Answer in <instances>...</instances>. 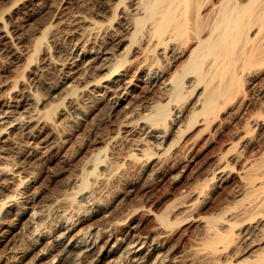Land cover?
I'll return each mask as SVG.
<instances>
[{"label":"bare ground","instance_id":"1","mask_svg":"<svg viewBox=\"0 0 264 264\" xmlns=\"http://www.w3.org/2000/svg\"><path fill=\"white\" fill-rule=\"evenodd\" d=\"M9 1L0 4V264H264V150H246L252 128L264 134V0H68L76 8L65 12V0ZM43 11L46 21L35 17ZM20 14L40 21L27 42ZM104 109L117 130L72 164L64 144L84 123L93 131ZM213 137L221 144L191 167ZM40 162L63 164L57 189H43ZM125 164L143 183L169 176L179 195L164 187L156 210L153 188L132 179L105 202ZM223 186L232 203L201 214L202 245L181 248L185 216ZM142 187L149 203L116 214Z\"/></svg>","mask_w":264,"mask_h":264},{"label":"rangeland","instance_id":"2","mask_svg":"<svg viewBox=\"0 0 264 264\" xmlns=\"http://www.w3.org/2000/svg\"><path fill=\"white\" fill-rule=\"evenodd\" d=\"M7 1H8V2H7ZM7 1H6V0H4V1H3V0H0V4H2V5L5 4V5H6V4H8V3L10 2L9 0H7ZM53 1H54V2H56V1L59 2V1H61V0H56V1L53 0ZM53 1H51V3H52ZM66 1H67V2H66ZM3 2H4V3H3ZM54 2H53V4H54ZM57 2H56V3H57ZM64 2H65V3H64L65 6L62 4L63 8H66V7H67V9H62V10H64V12H65V11H70V10L76 8V4H75V3L72 2V3H73V4H72V3L68 2V0H65ZM41 3H44V2H41ZM41 3H40V4H41ZM45 3L48 4L47 2H45ZM56 3H55L54 5L52 4V5H53V8H56V6H58L60 2H59L58 4H56ZM40 4H38V6H39ZM74 4H75V6H74ZM41 5L43 6V5H45V4H41ZM41 5H40V6H41ZM55 5H56V6H55ZM66 5H67V6H66ZM62 6H61V8H62ZM43 7H44V6H43ZM69 7H71V8H69ZM72 7H74V8H72ZM83 8L86 9V7H83ZM48 12H50V11H48ZM37 14H38V13H37ZM21 15H22V14H20V15L18 16L19 19H18V18H17V19H18L19 21L22 20V19L25 20V17H24V16H22L23 18H22V17L20 18ZM41 15H43V17L40 16V13H39L38 15H36L35 17H36V18L41 17V20H40V18H39L40 21H44V20L46 21L47 17H48V19H49L51 13H49V16H48V13L45 14V11H43V13H41ZM44 15H46V16H44ZM38 16H39V17H38ZM36 18L34 19V21L31 20V22H30V21L28 22L27 20H26V21H23V20H22V22H21V21L19 22L17 19H16V21L14 22V23H16V25H17V24H18V25L20 24V29H19L18 25H17V29L19 30L20 35L23 36V37L25 38V40L27 39L26 42L32 37V34H33V32H32L33 29H32V28H33V26H34V24H35L34 22L38 23L37 21H39V20H37ZM42 18H44V19L42 20ZM45 18H46V19H45ZM40 21H39V22H40ZM23 22H25V23H23ZM22 23H23L24 25H23ZM26 23H27V24H26ZM30 24H31V25H30ZM25 25H26V26H25ZM69 25H70V24H69ZM69 25H68V26H69ZM72 25L74 26L75 24H72V23H71L70 27H72ZM23 26H24V28H25L27 31L24 30ZM30 26H31V27H30ZM29 27H30L31 29H30ZM22 31H24V32H22ZM33 31H34V30H33ZM27 32H28V33H27ZM25 33H27V35H26ZM29 33H30V34H29ZM31 33H32V34H31ZM23 34H24V35H23ZM26 36H27V37H26ZM30 36H31V37H30ZM24 38H23V39H24ZM28 38H29V39H28ZM55 74H56V73H55ZM254 106H255V105H254ZM255 107H256V108H255ZM255 107H254V108L252 107L253 110H250V111H251V112H250V115H253V117H259V115H260V114H259V113H260V110H259V108H258L259 106H258V103H257V102H256V106H255ZM256 111H257V112H256ZM258 111H259V112H258ZM106 113H107V114H106ZM102 114H103V116L101 115V118H100V119H102V120H99V119L96 120L98 123L95 121V125H94L95 127H94V130H93V131H90V130H89V129H90V125L87 126V125H85V123H84V124H82V125L80 126V127H82V128H80L78 131L74 132V134L72 135V138H71L70 141H71V143H73L72 145H75L76 147L74 146V148H72L73 146H72V145H71V146L69 145V144H71L70 141H69L67 144H64V145H66V147L63 145V146H64V149L67 150L68 154H69L71 157L74 156V155L77 156L76 158H75V156H74L72 159L70 158V159H71V163L73 162L72 164H76V162L78 163V161H80V160L82 159L81 157H84V155L87 153V148H88V147L90 148V147L92 146V144H94V142L96 141L95 139L98 138V135H99L100 132L103 131V132L100 133V135H99V136H102V135H104V133H105V134H111V133H113L114 130H117V129H116V126L114 125V124H116V123H113V124H112V122L117 121V117H115L116 115L109 114L108 109H104V110L102 111ZM256 114H257V116H255ZM105 116L107 117V119H106ZM239 116H240L241 118H240ZM246 116H247V115H245V116L242 115V116H241V115L239 114V115L233 120V122L231 121L230 123L225 124L224 127H222V129H221V130H222L221 132H222V135H223L222 138H223V139H228V141H229L230 138H231L232 135H233L232 132H231L230 130L233 131V130L235 129L236 126L242 125V124H243V121H245V119H246ZM102 117H103V118H102ZM104 118H105V119H104ZM108 118H109V119H108ZM239 118H240V120H238ZM242 119H243V120H242ZM103 120H104V121H103ZM106 120H107V121H106ZM241 120H242V121H241ZM102 122H104V123H102ZM110 122H111V123H110ZM99 124H100V125H99ZM102 124H103V125H102ZM109 125H110V126H109ZM113 125H114V126H113ZM97 126H98V127H97ZM103 126H104V127H103ZM228 126H229V127H228ZM230 126H231V127H230ZM263 126H264V125H263ZM106 127H107V128H106ZM225 127H226V128H225ZM101 128H102V129H101ZM114 128H115V129H114ZM223 128H224V129H223ZM227 128H228V129H227ZM231 128H232V129H231ZM113 129H114V130H113ZM83 130H84L85 132H84ZM95 130H96V131H95ZM98 130H99V131H98ZM253 130L256 131V132H254ZM106 131H108V133H107ZM226 131H227V132H226ZM258 131H259L258 128H257V129L252 128L251 131L249 132V136H248V139H252L251 142L254 141V142L252 143V144H254V146H253L251 143H248V144H250V146H249L248 144H247L248 147L246 146V150L249 149V150L247 151V153L249 152V153H248L249 155H252V153H253L252 156H258L257 153L260 154V152H261L262 150H264V140H263V139H264V136H263L264 134H263V133L261 134L260 131H259V133H257ZM78 132H79V133H78ZM80 132L83 133V134L80 135ZM110 132H111V133H110ZM114 132H115V131H114ZM229 132H230L231 134H230ZM97 133H98V134H97ZM204 133H205V134H204ZM204 133H203L204 136L202 137V140H203V141L205 140V138H206L207 136H209V135H208V132L204 131ZM228 133H229V135H228ZM88 134H90V136H89ZM206 134H207V135H206ZM250 134H251V135H250ZM76 135H77V136H82L83 138L80 137V138H79L80 140H79L78 137H76ZM83 135H84V136H83ZM86 135H87V136H86ZM95 136H97V137H95ZM226 136H227V137H226ZM73 137H74V138H73ZM88 137H89V138H88ZM90 137H92V138H90ZM258 138H260V139H258ZM82 139H83V140H82ZM120 139H121V138H120ZM120 139H118L119 141H116V144H117V146H118L119 148H117L115 151L118 152L117 154H119V155H120V154H121V155H124V154L128 151V150H127V149H128V147H127L128 142H126L125 140H122V139L120 140ZM211 139H212V140H211ZM211 139H210L209 141L207 140V142H209V143H208L209 145H208V147H207L206 150H204L200 155H198V158H197V153H196L197 150L194 151V154H192V155H194V158H195V157H196V158H195V161L192 163L191 167L193 166V168L196 167L195 169H197V166H198L199 162L203 161L204 156L206 155V153H207L208 151H210L211 149H213V148L216 149L217 146H219V143L221 144V142H220L219 140L215 139L214 137L211 138ZM254 139H255L256 141H255ZM257 139H258V140H257ZM76 140H77V142H76ZM91 140H92V141H91ZM259 140H260V141H259ZM72 141H73V142H72ZM82 141H83V142H82ZM89 141H90V142H89ZM124 141H125V142H124ZM92 142H93V143H92ZM119 142H120V143H119ZM260 142H261V143H260ZM75 143H76L77 145H76ZM80 143H81V144H80ZM123 143H124V145H125V148H127V149H122V148H124ZM125 143H127V144H125ZM214 143H215V145H214ZM256 143H257V144H256ZM79 144H80V145H79ZM82 144H83L84 146H83ZM119 144H120V145H119ZM121 144H122V145H121ZM258 144H259V145H258ZM260 144H261V145H260ZM81 145H82V146H81ZM87 145H88V146H87ZM68 146H69V147H68ZM121 146H123V147H121ZM251 146H252V147H251ZM261 146H262V147H261ZM70 147H71L72 149H71ZM86 147H87V148H86ZM255 147H256V148H255ZM66 148H69V150L66 149ZM76 148H78V149H76ZM80 148H81V149H80ZM89 148H88V150H89ZM121 149H122V150H121ZM176 149H177V146L175 147V150L173 149L172 152H171V154H172L173 156H174V153H173V152L176 151ZM209 149H210V150H209ZM72 150H73V151H72ZM77 150H78V151H77ZM82 150H83V151H82ZM123 150H125V152H124ZM250 150H251V151H250ZM69 151H70V152H69ZM71 151H72L73 155H72ZM74 151H75V152H74ZM76 151H77V152H76ZM80 151L83 152V153H81ZM85 151H86V152H85ZM121 151H122V152H121ZM235 151H236V150H235ZM255 151H256L257 153H255ZM119 152H120V153H119ZM75 153H76V154L78 153V155H76ZM123 153H124V154H123ZM232 153H234V150H232ZM82 154H84V155H82ZM202 154H203V155H202ZM80 155H81V156H80ZM173 156H172V157H173ZM184 157H187V158H188L189 156H188V155H187V156H184V153H183V155H181V159H180V161L182 162V165L185 164V162H186V160L184 159ZM80 158H81V159H80ZM173 158H176V157L174 156ZM76 159H77L78 161H77ZM183 159H184V160H183ZM74 160H75V161H74ZM183 162H184V163H183ZM42 163H43V162H42ZM42 163L40 162V163H36V164H35V165L39 164V167H38V165H37L36 170L38 171V173H39V172L41 173V179H40V181L43 182L44 180H42V179H44V178H45V181H46V183H45V181L43 182V183H45V184H43V186H44V185H45V186H44V187H43L42 185H41V186L43 187V189H47V190H50V188H51V189H54V188L57 189L59 183L62 181L63 177H64L65 174H66V172L62 173V169H63L62 165H63V164H61V163H58V164H57V163L55 162V163L51 164L48 168H45L46 164H44V163L42 164ZM40 164L42 165V167H41ZM127 164H128V163H127ZM127 164H125L126 167H127V166H130V168H129V167H127V168L125 167V168L123 169V175L125 174V175L127 176L128 179H126V176H124L125 179H123V175H121L120 180H119V179L115 180L114 183H113L114 186L112 185L113 188H111L112 186L110 187L111 190H112L113 195L111 194V190H110V192H109L110 195H111L112 197L107 196V195H106L107 197H106V196H103V199H104V197H105L104 201L107 199L105 202H108V203H110V204L115 203V199H114V198H116V196H117L118 194H121V193H123V192L125 191V188H126L125 185H127L126 182L128 183L129 181H134V180L137 181V182L140 183V184H143V185H146V184H147V185H150V187L153 188V193L150 194V193L146 192V190H147L149 187H148V188H143V187H142V188L140 189V191H138V190H139V189H138L137 191H135L136 193L134 192L132 195H130L129 197H127V198H129V199L125 198V199H123V201L120 200V202H122V204H121L119 201L116 202V205H117V207H118V208H117V207L115 206V207L118 209V210L116 209V210H117V212H115L116 214L119 213V215H120V214H121L120 211L122 212L123 206H126V205H128V204L130 205V203H131L132 205L139 206L140 204L143 203L142 201H140V202H141V203L139 202L140 204H139V203L136 204V202H138V200H140V198H141L144 202H147V203L152 202V201H154V203L157 202L156 204H153V205H155V206H153V207H154L156 210H158L159 207H160L159 209H161V207H162V205H163V202L160 201V200H161L160 198H162V197H163L162 195H164V194L166 193V192L164 193V191H165L164 189H165L166 187H167L166 190H168V191H167V194H168L170 197H174L175 195H176V196L179 195V191H180L179 184H175V183H173L172 180H171V178H170L169 176L166 177V178H164L161 182H160V181H159V182H155V181H153V180H151V182H150V179H148V180L146 179V180H145L146 183H143V182H144L143 180H140V178H139V180H138V178H137V177L139 176V172H138L139 170H138V169H135L132 165H127ZM52 165H54V166H52ZM60 165H61V167H59ZM125 165H124V166H125ZM56 167H58V168H56ZM132 167L134 168V170H133ZM38 168H39L40 171L38 170ZM61 168H62V169H61ZM41 169H42V170H41ZM53 169L56 171L55 173H54V170H53ZM57 169H58V170H57ZM128 169H129V170H128ZM51 170H52V171H51ZM124 170H126V172H125ZM130 170H131V171H130ZM135 170H137V172H134V174H135L136 176H135V175H132V174H133V171H135ZM41 171H42V172H41ZM45 171H46V172H45ZM48 171H49V172H48ZM127 171H128V172H127ZM50 172H51V173H50ZM124 172H125V173H124ZM45 173H46V174H45ZM53 173H54V174H53ZM127 173H128V174H127ZM129 173H130V177H132V178L128 177ZM49 174H50V175H49ZM55 174H57V175H55ZM46 175H48V176H50V177H48V176H46ZM54 175H55V176H54ZM131 175H132V176H131ZM42 176H43V177H42ZM45 176H46V177H45ZM47 179H48V180H47ZM56 179H58V180H56ZM132 179H134V180H132ZM49 180H50V181H49ZM51 180H52V181H51ZM53 180H54V181H53ZM122 180H123V181H122ZM124 180H125V181L127 180V181L125 182ZM167 180H168V181H167ZM47 181H48V182H47ZM120 181L123 182L124 184L121 183ZM141 181H142V182H141ZM166 181H167V183L169 182L170 184L168 183V185H167ZM52 182H53V183H52ZM115 182H117V183H115ZM119 182H120L122 185H121ZM153 182H154V183H153ZM148 183H149V184H148ZM156 183H157V184H156ZM158 183H159V185H158ZM164 183H165V184H164ZM41 184H42V183H41ZM46 184H47V186H46ZM48 184H49V185H48ZM52 184H53L54 186H55V184H57V185H56V187H54ZM116 184H117V185H116ZM118 184H119V185H118ZM153 184H154V186H156L155 189H154V187H153ZM162 184H163V185H162ZM166 185H167V186H166ZM177 185H178V187H177ZM51 186L54 187V188H52ZM119 186H122V187L119 188ZM162 186H163V187H162ZM170 186H171V187H170ZM174 186H175V187H174ZM45 187H46V188H45ZM144 187H146V186H144ZM164 187H165V188H164ZM168 187H169V188H168ZM115 188H116V191H117V192L113 190V189H115ZM159 188H160V189H159ZM173 188H174V189H173ZM175 188H176V189H175ZM55 189H54V190H55ZM117 189H118V190H117ZM119 189H120V190H119ZM122 189H124V190H122ZM156 189H157V192L155 191ZM158 189H159V192H158ZM161 189L164 190L163 193L161 192V191H162ZM169 189H171V190H169ZM178 189H179V190H178ZM224 189L227 190V191L225 190L226 193L224 192ZM160 190H161V191H160ZM174 190H175V191L177 190V191L175 192ZM222 190H223V192H222ZM113 191H114V192H113ZM228 191L230 192L231 190H230V189H227V187L223 186V187L219 188L218 191H216V192H212L211 195H210V193H206L207 195L205 194L206 196L204 195V197H203V198L206 197V201H205V199H203L205 205H204V204H203L204 206H203V205H202V206L200 205V204L203 202V200H202L201 203L198 204V205L196 206L197 209H194V210H196V211L193 210L194 213H195V214H193V217L189 216V215H192V213H188L189 215L187 214V215L185 216V219H184V221H183V225H184V226L180 225V227H179V229H178V231H177V234H179V233L181 234L183 231H185L184 234L182 233V234L184 235V237H183V235L181 234V237H182V238L180 237V239H179V241H180V244H179V245H180L181 248H185V247H187V245H188V247H189V245L193 244V242H194V244L197 243L198 240H200V241H199V243H197V246H201V245H202L201 243L203 242V238H202V237H203V236H202L203 233H202V230H201V223H200V222H201V220H202V218H203L204 216H209L210 214L212 215L213 211L218 212V211L220 210V209H218V208H220V206H222V205L227 206V205H229V204L232 203V201H233L232 198H234V196L232 195L233 192L231 191L232 193H229ZM155 192H156V193H155ZM160 192H161L162 195H160ZM172 192H174V196H173V193H172ZM217 192H218V193L220 192V195H219L220 197H217V194H218ZM227 192H228V193H227ZM116 193H117V194H116ZM139 193H140V194H139ZM157 193L159 194V197H157V196H158ZM169 193H170V194H169ZM214 193H215V194H214ZM136 194H138V195H136ZM143 194H144L146 197H145ZM146 194H147V195H146ZM148 194L152 195V197L150 196L151 198L149 197V199H150V200H148L149 202L146 200L147 197H148ZM155 194H157V196H156ZM177 194H178V195H177ZM221 194H222V196H221ZM227 194H228L229 196L231 195V197H232V196H233V197H232V198H231V197L229 198V196H228ZM233 194H234V193H233ZM108 195H109V194H108ZM135 195H136V196H135ZM140 195H143V196H140ZM154 195H155V196H154ZM208 195H209V196H208ZM214 195L216 196V198H215ZM223 195H224V196H223ZM161 196H162V197H161ZM207 196H208L209 199L207 198ZM212 196H213V197H212ZM226 196H227V197H226ZM108 197H109V198H108ZM113 197H114V198H113ZM132 197H133V199L135 200V201H134L135 203L133 202L134 204L132 203V201H133ZM222 197H223V198H222ZM224 197H225V198H224ZM111 198H113V199H111ZM135 198H136V199H135ZM156 199H158V200H156ZM159 199H160V200H159ZM211 199H212V200H211ZM214 199L217 200V201H214ZM218 199H219V200H218ZM228 199L230 200L231 203L229 202ZM231 199H232V201H231ZM111 200H112V201H111ZM113 200H114V201H113ZM131 200H132V201H131ZM145 200H146V201H145ZM151 200H152V201H151ZM223 200L226 201V202L224 201V204H223ZM227 200H228V201H227ZM124 201L126 202L125 204H123ZM129 201H130V202H129ZM221 201H222V202H221ZM127 202H128V203H127ZM206 202H208V203L206 204ZM218 202H220V204H219V207L217 208L218 205H217V206H215V205H216V203H218ZM161 203H162V204H161ZM221 203H222V205H221ZM227 203H229V204H227ZM118 204H119V206H118ZM138 204H139V205H138ZM157 204H158V205H157ZM226 204H227V205H226ZM120 205H121V207H120ZM122 205H123V206H122ZM132 205H131V206H132ZM206 205H207V206H206ZM212 205H213V206H212ZM198 206H199V207H198ZM208 206H209V207H208ZM211 206H212V207H211ZM119 207H120V209H119ZM200 207H202V208H200ZM199 208H200L201 211L199 210ZM222 208H223V206H222ZM215 209H216V210H215ZM118 211H119V212H118ZM193 211H191V212H193ZM197 212H198V213H197ZM199 212H200V213H199ZM201 212H202V213H201ZM215 212H214V213H215ZM196 213L199 215V217H198V215H197ZM204 213H205V214H204ZM209 213H210V214H209ZM201 214H202L203 217L201 216ZM195 215H196L197 218L195 217ZM188 216L191 217V218L189 219ZM200 217H202V218H200ZM192 219H193V220H194V219H198V220H194V221H193ZM199 219H200V220H199ZM188 220H189V221L191 220V222H189ZM197 221H198V222H197ZM184 222H185V224H184ZM192 223H193V225H191ZM197 224L200 226V229H198L199 227H198ZM187 225H189V227H187ZM190 226H191V227H190ZM184 227H185V228H184ZM195 227H196V228H195ZM187 228H189L190 230H188ZM192 228H195V229H192ZM196 229H197V231H196ZM181 230H183V231H181ZM193 230H194V231H193ZM198 230H201V232L198 231ZM186 232H187V233H186ZM199 232H200V233H199ZM190 234H194V235H190ZM189 235H190L191 238L189 237ZM200 235H201V236H200ZM186 236H187V237H186ZM194 236H195V237L198 236V237L195 238ZM183 238H184V239H183ZM199 238H200V239H199ZM183 240H184V241H183ZM185 240H186V241H185ZM182 242H183V243H182ZM185 242H186V243H185ZM187 242H188V243H187ZM181 243H182V244H181ZM189 243H190V244H189ZM183 244H184L185 247L183 246ZM199 244H201V245H199ZM182 246H183V247H182Z\"/></svg>","mask_w":264,"mask_h":264}]
</instances>
